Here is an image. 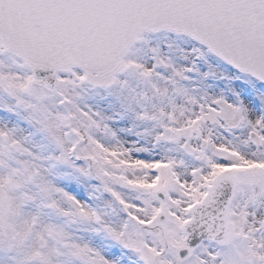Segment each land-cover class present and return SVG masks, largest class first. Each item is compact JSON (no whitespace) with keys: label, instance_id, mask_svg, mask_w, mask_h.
<instances>
[{"label":"snow or ice","instance_id":"1","mask_svg":"<svg viewBox=\"0 0 264 264\" xmlns=\"http://www.w3.org/2000/svg\"><path fill=\"white\" fill-rule=\"evenodd\" d=\"M0 264H264V0H0Z\"/></svg>","mask_w":264,"mask_h":264},{"label":"rangeland","instance_id":"2","mask_svg":"<svg viewBox=\"0 0 264 264\" xmlns=\"http://www.w3.org/2000/svg\"><path fill=\"white\" fill-rule=\"evenodd\" d=\"M241 87H243L245 89V95L249 98H252V90H251V86L249 85H241Z\"/></svg>","mask_w":264,"mask_h":264}]
</instances>
